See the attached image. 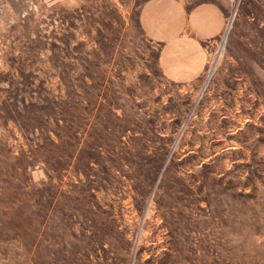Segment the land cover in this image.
Returning a JSON list of instances; mask_svg holds the SVG:
<instances>
[{"label": "rangeland", "instance_id": "374dc122", "mask_svg": "<svg viewBox=\"0 0 264 264\" xmlns=\"http://www.w3.org/2000/svg\"><path fill=\"white\" fill-rule=\"evenodd\" d=\"M143 1L0 0V264H264V0Z\"/></svg>", "mask_w": 264, "mask_h": 264}, {"label": "crops", "instance_id": "0c3cea01", "mask_svg": "<svg viewBox=\"0 0 264 264\" xmlns=\"http://www.w3.org/2000/svg\"><path fill=\"white\" fill-rule=\"evenodd\" d=\"M222 11L217 0H145L139 7L138 21L149 40L166 44L185 32L197 38L217 34L222 26ZM197 19L203 22L199 27Z\"/></svg>", "mask_w": 264, "mask_h": 264}, {"label": "built area", "instance_id": "2783aa9c", "mask_svg": "<svg viewBox=\"0 0 264 264\" xmlns=\"http://www.w3.org/2000/svg\"><path fill=\"white\" fill-rule=\"evenodd\" d=\"M229 20L228 22L225 24L224 26V30L222 31V33L219 35V39L220 40H224L227 36L228 30H229Z\"/></svg>", "mask_w": 264, "mask_h": 264}]
</instances>
